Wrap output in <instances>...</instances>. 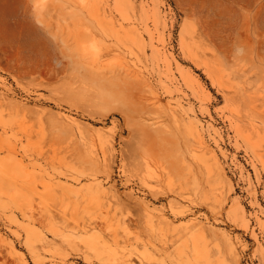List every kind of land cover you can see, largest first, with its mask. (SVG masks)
<instances>
[{
  "label": "rangeland",
  "instance_id": "rangeland-1",
  "mask_svg": "<svg viewBox=\"0 0 264 264\" xmlns=\"http://www.w3.org/2000/svg\"><path fill=\"white\" fill-rule=\"evenodd\" d=\"M0 264H264V0H0Z\"/></svg>",
  "mask_w": 264,
  "mask_h": 264
}]
</instances>
